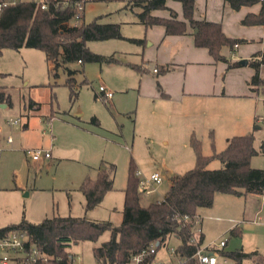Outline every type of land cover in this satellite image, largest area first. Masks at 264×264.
<instances>
[{"label": "rangeland", "instance_id": "1", "mask_svg": "<svg viewBox=\"0 0 264 264\" xmlns=\"http://www.w3.org/2000/svg\"><path fill=\"white\" fill-rule=\"evenodd\" d=\"M135 1L88 2L85 23L95 20L102 24L117 23L125 36V30H135V25L128 23L139 20L138 14L142 11ZM120 46L134 47L122 40L88 42L91 51L104 56L115 54L118 60L121 57L116 51ZM67 69L76 71L74 78L78 84L87 81L77 87L76 99L67 85ZM138 85L137 72L121 61L118 64H64L55 70L39 49L3 50L0 54V126H3L0 134V228L17 225L24 219L40 223L54 216L85 217L119 226L123 220L130 170L143 181L156 172L161 174L162 182L154 185L149 196L141 193L140 198L144 206L160 202L172 178L195 167L196 155L190 145L193 132L202 142L204 155L224 151L228 139L233 136L252 134L260 153L252 158L251 166L264 169V154L261 153L264 86L247 96L222 97L204 102L202 107L192 105L183 109L180 124L191 125L192 131L186 154L184 150L174 149L172 141L166 145L165 138L171 132L176 133L177 124L173 122L170 127L169 120L163 124L153 122L139 100ZM100 86L114 93L112 100L100 96ZM96 94L99 97L96 98ZM18 118L21 123L12 128L7 126V121ZM93 118L98 123H94ZM26 123L29 126H25ZM180 132L181 129H177L176 135ZM8 136H13L14 144L5 143ZM29 147L49 150L51 158L34 163L26 155ZM103 164L116 167L114 189L103 203L87 211L81 186L88 178L96 179ZM221 166V161L215 159L208 168L216 170ZM230 198L229 214L238 219L242 236L213 234L201 246L207 248L228 241L230 248L264 255V195ZM111 234L106 231L97 242L72 245L69 251L75 257L73 264H97L93 250L109 241ZM180 245L181 241L171 236L158 249L155 262L181 264L177 255H171ZM243 264L258 263L246 260Z\"/></svg>", "mask_w": 264, "mask_h": 264}, {"label": "trees", "instance_id": "2", "mask_svg": "<svg viewBox=\"0 0 264 264\" xmlns=\"http://www.w3.org/2000/svg\"><path fill=\"white\" fill-rule=\"evenodd\" d=\"M46 1L48 8L45 10L32 0H22L0 12V54L6 48L39 49L45 53L47 61L55 66V70L64 64L117 62L113 55L104 56L91 51L88 42L124 39L120 24H102L95 20L75 27L73 25V18L77 13L75 2L79 0H70V4H65L67 0ZM169 1L182 4L184 19L193 30L197 47L208 49L215 61L228 63V69L241 66L240 62L231 63L222 54V50L224 47L233 48L235 44L243 43L245 40L226 36L220 23L195 19L196 0H136L135 5L143 9L139 14L140 22L147 27L163 26L167 35H185L187 23L178 19L177 13L169 8ZM225 1L234 11L252 7L260 2V0ZM157 10H169L170 17L154 16L152 13ZM241 24L264 26V4L258 15H247ZM131 41L143 43V40ZM249 64L255 70L250 85L253 91L258 92L264 86L262 76L264 51L256 53ZM133 68L141 70L138 66ZM67 70L69 72L67 85L71 89L72 97L76 99L79 95L77 87L87 81L78 84L74 78L76 71ZM95 97L99 95L96 94ZM93 121L97 122L96 118ZM190 143L196 155L195 167L174 176L169 190L160 202L147 206L141 204L140 179L134 170H130L125 189L123 220L119 226L85 217L54 216L40 223L24 219L17 225L0 228V235L12 230L22 231L29 236L31 243L41 254L54 259L63 257L61 264H73L68 258L72 245L85 241L97 242L106 231L112 233L111 239L93 250L97 264L126 262L151 243L159 242L160 248L171 236H175L181 241L176 250L181 264H196L192 256L197 248L191 243V238L193 222L199 216V210L212 207L217 193L235 196L264 195V169L251 166L252 158L260 153L255 147L252 134L231 138L224 151L210 156L203 154L202 142L199 139L192 137ZM261 153L264 154V143L261 146ZM215 159L220 160L222 166L220 169L211 170L208 166ZM103 167L96 179L88 178L81 186L87 211L99 206L106 194L114 189L116 167L114 164H103ZM184 215L191 219L186 228H182L176 219V216ZM235 233V230L231 231V234ZM202 242L203 236L200 244ZM222 253L238 264L245 260L264 264V255L259 252L246 253L238 250Z\"/></svg>", "mask_w": 264, "mask_h": 264}, {"label": "crops", "instance_id": "3", "mask_svg": "<svg viewBox=\"0 0 264 264\" xmlns=\"http://www.w3.org/2000/svg\"><path fill=\"white\" fill-rule=\"evenodd\" d=\"M263 4L264 1H260L252 7L234 11L225 0H196L195 19L220 23L226 36L232 39L245 40V42L238 44V47H224L222 54L231 63L246 59L248 60L247 66L240 63V67L228 69V63L215 61L208 49L197 47L195 45L193 30L188 21L184 19L183 6L180 2L176 1H169L168 6L177 13L179 20L187 23L188 28L185 35H167L166 29L163 26L155 25L147 27L140 20H136L128 23L135 25V30L127 28L128 30H125L126 35L124 39H113L126 41L134 45L132 48L125 46L118 47V51L116 52L121 59H116V55L113 54L117 60L114 64H118L121 61V64H125L132 69H134L133 66L140 67L141 70H134L139 77L137 89L139 100L142 101V106L146 110L145 113L157 124H163L169 120L172 122V125H169L170 127L175 122L177 124L176 128L181 129V134L176 135L177 129H175V134L171 132L172 134H169L165 138L166 145L171 144L172 141L175 143L174 149L184 150L186 154L189 153L191 143L190 145L188 144V138L192 132L189 129L191 125H181L179 120L182 115L181 112H183L182 110L188 106L202 107L201 105L207 101L213 102L222 97L229 96L243 97L255 92L250 85L255 70L250 66L249 61L256 53L264 51V26H243L241 21L249 14L258 15L261 12ZM152 14L163 18L170 17L169 10H157ZM131 40H143V43H135ZM263 73L264 68L262 69ZM34 106L38 107L36 104ZM93 122L98 123V120L97 122ZM25 126H29V123H26ZM227 136L232 135L228 134ZM192 137H195L194 132L190 137V141ZM229 141L230 139H228L227 145ZM5 143L12 145L7 143V138ZM30 149L40 148L29 147L26 149V153ZM27 157L29 156L27 155ZM30 160L34 162L31 158ZM102 169L104 167H101L98 174ZM230 196L240 197L217 193L212 207L199 210L203 241L207 238L210 239L213 234L220 236L226 233L231 237L242 236L243 231L240 224H238V219L229 214L230 203L232 201ZM233 230L236 231L235 234H231ZM235 248H230L227 241L224 251L230 253L243 250ZM224 257L222 253L220 264L224 263ZM227 259L237 262L230 258Z\"/></svg>", "mask_w": 264, "mask_h": 264}, {"label": "built area", "instance_id": "4", "mask_svg": "<svg viewBox=\"0 0 264 264\" xmlns=\"http://www.w3.org/2000/svg\"><path fill=\"white\" fill-rule=\"evenodd\" d=\"M22 0H0V12L10 6L16 5ZM34 3L41 6L43 10L48 8V2L46 0H32ZM93 0H79L75 2V7L77 13L73 18V25L79 27L84 23V14L86 4ZM264 1V0H260ZM70 0H67L65 4H70ZM238 47V44H235ZM99 94L107 100H112L114 93L110 91L106 86H100ZM21 119H11L7 121L8 127H14L21 123ZM3 128L0 126V134ZM13 136L7 137V143L13 144ZM1 153V149H0ZM27 155L34 161L38 162L42 159L51 158V153L49 150L45 149H30L27 150ZM162 182V176L159 172L151 175L148 180H140L139 189L142 194L149 196L152 192V188L155 184H160ZM176 219L181 223L182 228H186L191 221L188 215L176 216ZM202 227L200 226V216L196 217L193 222V231L191 243L196 246V251L192 258L196 261V264H220V257L222 252L226 248L225 241H221L218 245H213L212 247L203 248L200 244V239L202 237ZM160 244V243H159ZM158 242L151 243L148 247L141 250L139 253L134 254L126 262H118L116 264H162L157 260L158 252ZM171 255H177L176 250L173 251ZM178 256V255H177ZM179 257V256H178ZM69 260L74 262V255H69ZM152 258L150 261L149 259ZM223 264H238L237 262L229 261L227 258H223ZM63 257L53 258L41 254L37 247L31 243L29 236L18 230H12L5 234L0 235V264H61ZM181 261V260H180Z\"/></svg>", "mask_w": 264, "mask_h": 264}, {"label": "water", "instance_id": "5", "mask_svg": "<svg viewBox=\"0 0 264 264\" xmlns=\"http://www.w3.org/2000/svg\"><path fill=\"white\" fill-rule=\"evenodd\" d=\"M240 63L244 66H247L248 65V60L244 59V60H241ZM158 245H159V242H158Z\"/></svg>", "mask_w": 264, "mask_h": 264}]
</instances>
